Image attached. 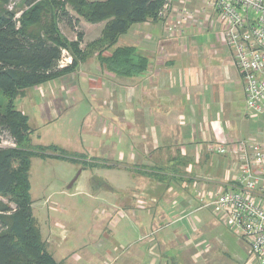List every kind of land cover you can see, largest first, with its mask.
Here are the masks:
<instances>
[{"label": "crops", "instance_id": "crops-1", "mask_svg": "<svg viewBox=\"0 0 264 264\" xmlns=\"http://www.w3.org/2000/svg\"><path fill=\"white\" fill-rule=\"evenodd\" d=\"M210 1L171 0L164 17L120 36L116 47H135L148 61L139 76H117L95 55L49 82L68 89L54 94L60 103L69 98L66 112L88 103L77 155L104 181L87 177L78 188L89 187L105 207L89 231L92 246L66 227L63 213L53 216L49 251L61 264H257L248 241L204 206L237 188L235 144H264V111L246 108L224 21ZM222 147L228 154L217 152ZM125 229L138 239L121 238Z\"/></svg>", "mask_w": 264, "mask_h": 264}, {"label": "trees", "instance_id": "trees-1", "mask_svg": "<svg viewBox=\"0 0 264 264\" xmlns=\"http://www.w3.org/2000/svg\"><path fill=\"white\" fill-rule=\"evenodd\" d=\"M16 1L0 0V133L7 132L15 144L0 147V264H61L34 215L30 170L35 157L79 159L56 146L34 147L30 119L18 109V101L27 90L74 72L95 55L117 76L146 72L148 61L135 47L116 46L133 25L159 20L169 0ZM81 20L104 23L101 36L85 48L84 33L70 41L59 27L63 22L76 30ZM64 50L71 52L73 63L60 68Z\"/></svg>", "mask_w": 264, "mask_h": 264}, {"label": "rangeland", "instance_id": "rangeland-1", "mask_svg": "<svg viewBox=\"0 0 264 264\" xmlns=\"http://www.w3.org/2000/svg\"><path fill=\"white\" fill-rule=\"evenodd\" d=\"M18 4L21 0L16 1ZM170 2V9H172V3ZM171 11V10H169ZM169 11L167 13H169ZM74 14V12H72ZM21 14H19L20 16ZM75 15V14H74ZM164 17V16H163ZM90 23L85 20H81L77 25L76 30L70 29L65 23H59L62 34L70 41H75L78 33H84V42L82 48H85L86 44L91 43L90 39H94L98 33V30H102L101 23L98 30L94 26L88 25ZM103 27V26H102ZM98 33V34H97ZM99 34V36H100ZM98 36V37H99ZM66 56L72 57V54L68 50H64ZM63 51V56L65 55ZM73 63V57H72ZM72 65V64H70ZM69 65V66H70ZM74 72H77L76 70ZM73 73V72H72ZM51 82V81H50ZM49 83V82H47ZM44 83L37 87L27 90L26 96L18 101L19 105H22L23 111L30 119V126L32 129L31 141L34 147H48L56 146L58 150H63L67 154L80 153L83 149L82 139L85 136V132L81 130L83 119L88 114V103H80L73 109H69L68 112L63 110V103L68 101L69 98L63 96L60 101L55 100L54 94L61 89L62 92L68 90L64 84L58 82ZM71 89L69 88V91ZM70 103V104H69ZM62 104V105H61ZM61 105V106H60ZM1 144L0 147L12 148L15 146L14 140L9 136L7 132L0 133ZM85 157L87 156L84 154ZM79 159L77 163H73L67 160H61L53 157L47 159L35 157L32 159V165L30 170V194L33 200V210L37 222L40 225L43 239L48 243L49 250L55 251V246L52 244L50 238L51 226L53 224V216H58L63 213V218L66 226L69 230H74L77 233L81 232L83 235V242L86 243V249L92 246L93 239L90 238L89 233L95 221H99L102 214V209L105 207L102 202L95 200L92 191L89 193V187H85V190L78 191L80 184L85 178L89 177L91 183L95 182L92 176L93 170L91 168V162L84 161L80 155H77ZM84 169V170H83ZM81 174L78 180L75 182L73 189L69 188L73 180ZM93 181V182H92ZM7 203L6 199H2ZM65 207H68L65 208ZM64 210H68L64 214ZM124 229L123 225L118 230ZM126 231L124 239L137 240L138 236L133 235L131 229ZM135 237V238H132ZM48 238V239H46ZM103 238H108L103 236ZM48 240V241H47ZM107 240V239H106ZM121 240V239H120ZM52 250H51V249ZM94 248V246H93ZM78 255V254H76ZM103 264V262H99Z\"/></svg>", "mask_w": 264, "mask_h": 264}, {"label": "built area", "instance_id": "built-area-1", "mask_svg": "<svg viewBox=\"0 0 264 264\" xmlns=\"http://www.w3.org/2000/svg\"><path fill=\"white\" fill-rule=\"evenodd\" d=\"M193 0H184L191 3ZM210 5L224 21V41L241 73L249 112L264 111V0H211ZM168 1L160 17L170 10ZM173 29L170 28V31ZM65 53V51H64ZM72 64L63 56L60 68ZM239 174L236 189L216 193L204 206L245 238L257 264H264V144L241 140L234 146ZM228 154L227 147L217 148Z\"/></svg>", "mask_w": 264, "mask_h": 264}, {"label": "water", "instance_id": "water-1", "mask_svg": "<svg viewBox=\"0 0 264 264\" xmlns=\"http://www.w3.org/2000/svg\"><path fill=\"white\" fill-rule=\"evenodd\" d=\"M80 174H81V171H80V173L78 174V176L73 180V182L70 184L69 188H72V187H73V185L75 184V182L78 180ZM94 181H95V182H98V183H103V182H104L103 179H102V178H99V177H95V178H94Z\"/></svg>", "mask_w": 264, "mask_h": 264}]
</instances>
